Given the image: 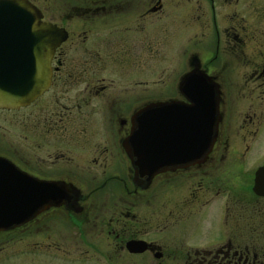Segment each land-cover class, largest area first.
<instances>
[{
    "label": "flooded vegetation",
    "instance_id": "1",
    "mask_svg": "<svg viewBox=\"0 0 264 264\" xmlns=\"http://www.w3.org/2000/svg\"><path fill=\"white\" fill-rule=\"evenodd\" d=\"M27 1L60 42L46 58L47 89L0 106V201L20 192L33 209L40 186L66 191L60 206L0 227V261L264 264V195L253 191L264 166V29L242 15L252 0ZM19 48L0 33V67L33 72ZM194 88L215 105L214 138L197 160L192 124L176 114ZM150 104L171 106L157 128L182 153L152 175L135 170L130 143Z\"/></svg>",
    "mask_w": 264,
    "mask_h": 264
},
{
    "label": "water",
    "instance_id": "2",
    "mask_svg": "<svg viewBox=\"0 0 264 264\" xmlns=\"http://www.w3.org/2000/svg\"><path fill=\"white\" fill-rule=\"evenodd\" d=\"M37 19V11L27 0H0V33L2 37L8 35L11 30L12 35L16 36L18 46L24 45V48H19V50H26L27 47L30 60L33 62V72L31 73L6 71L0 67L1 107L25 105L48 87L50 73L46 58L60 40L56 36L57 32L54 27L38 23ZM3 41L5 42L6 39ZM12 43H15V40ZM208 92L209 98L213 99L211 96L213 93L208 89L194 88L190 91L189 96L193 99V105L188 109L176 106V114L179 116L177 124L186 123L187 120L192 124V135L188 138L190 144L188 155L194 160L206 155L214 138L212 128L215 122V105L205 100L208 99ZM170 107L150 104L135 115V127L130 137V143L135 150L131 157L135 159L134 166L137 172H146L148 175H152L174 164L176 155H182L181 152L177 154L172 152L173 141L176 140L172 137L173 135L167 137L164 130L159 133L157 128L158 123H164V109ZM174 130H176L175 127L170 129V131ZM180 139L185 143L186 138ZM39 188L44 193V199L35 201L33 209L26 198H19L22 195L20 192H18L17 200L14 198L0 201V227L15 220L21 223L40 211L39 209L42 207L60 206L61 198L66 191L63 186L45 185ZM253 191L258 195H264V166L259 168L256 173ZM2 210L8 211L9 214L6 215Z\"/></svg>",
    "mask_w": 264,
    "mask_h": 264
},
{
    "label": "rangeland",
    "instance_id": "3",
    "mask_svg": "<svg viewBox=\"0 0 264 264\" xmlns=\"http://www.w3.org/2000/svg\"><path fill=\"white\" fill-rule=\"evenodd\" d=\"M35 1V3L42 4L45 0H32ZM51 2H54L55 5L58 4V0H49ZM242 15L245 16V18L250 19H257L261 20L263 29H264V0H252V9H245L242 10ZM162 80L166 78V75L160 76ZM169 75L167 76V78ZM40 240V238H38ZM0 264H68L63 261H59L57 259H51L48 258L41 253H35L33 255H25V254H18V256L13 258V260H4L2 259L0 261ZM87 264V263H86ZM97 264V263H95Z\"/></svg>",
    "mask_w": 264,
    "mask_h": 264
}]
</instances>
